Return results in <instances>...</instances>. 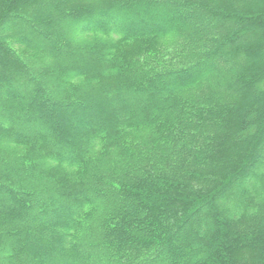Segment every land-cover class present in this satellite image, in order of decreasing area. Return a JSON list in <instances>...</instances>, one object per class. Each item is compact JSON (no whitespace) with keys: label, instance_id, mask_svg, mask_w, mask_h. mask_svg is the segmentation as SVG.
Returning a JSON list of instances; mask_svg holds the SVG:
<instances>
[{"label":"trees","instance_id":"trees-1","mask_svg":"<svg viewBox=\"0 0 264 264\" xmlns=\"http://www.w3.org/2000/svg\"><path fill=\"white\" fill-rule=\"evenodd\" d=\"M0 264H264V0H0Z\"/></svg>","mask_w":264,"mask_h":264},{"label":"rangeland","instance_id":"rangeland-1","mask_svg":"<svg viewBox=\"0 0 264 264\" xmlns=\"http://www.w3.org/2000/svg\"><path fill=\"white\" fill-rule=\"evenodd\" d=\"M172 17V16H171ZM67 26V25H66ZM64 50H63V55H62V57H63V59H65L66 57L64 56ZM120 94H122V95H124V97H125V101H126V105L128 106V108L130 109V110H132V111H135L138 107H140V106H136V105H134V103H143V101H142V99H144V98H142V94H139L138 93V91H132V90H125V89H122L120 92H119ZM19 94L20 95H22V98L21 99H24V96L25 95H23V92L21 93V92H19ZM133 104V105H132ZM13 123L15 124V125H21V126H24V125H26L27 123H25L24 124V122H22V120H20L19 118H17V117H14L13 118ZM29 123V122H28ZM35 137H37L36 135H34ZM83 196H85V197H91V198H93V199H95V200H99V199H102L103 198V196H101L100 194H97V193H94V192H89V193H85V194H83ZM28 214H29V216H28ZM32 216H33V214L32 213H23L22 214V217H21V221H20V223L22 224V225H30V221L32 220ZM203 225H206L207 227H211L212 228V226H210V224H208V223H205L204 222V224ZM195 226H193L192 228H194ZM192 230V229H191ZM192 237H191V235H189V234H187L183 239H181L179 242H185V241H189L190 239H191ZM33 238H31L30 240H32ZM108 255V254H107ZM87 256L88 257H90V258H94V259H103L105 256L104 255H99V254H96V253H88L87 254Z\"/></svg>","mask_w":264,"mask_h":264}]
</instances>
